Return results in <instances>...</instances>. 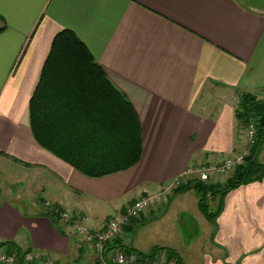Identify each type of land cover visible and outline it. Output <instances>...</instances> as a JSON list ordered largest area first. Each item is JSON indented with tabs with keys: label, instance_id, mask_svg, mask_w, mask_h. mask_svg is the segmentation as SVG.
<instances>
[{
	"label": "crops",
	"instance_id": "1",
	"mask_svg": "<svg viewBox=\"0 0 264 264\" xmlns=\"http://www.w3.org/2000/svg\"><path fill=\"white\" fill-rule=\"evenodd\" d=\"M2 26L0 163L24 169L18 181L25 196L22 205L0 199V241H15L25 252L46 251L57 264H92L99 257L93 246L46 212L57 207L102 229L128 204L167 190L168 203L131 219L106 245L105 258L130 246L139 253L128 234L156 220L152 230L168 233L169 221L178 230L181 242L169 249L181 264H264V177L224 199L209 196L211 211L221 207L214 221L202 212L194 188L172 195L176 178L197 179L187 169L250 147L236 107L241 92L264 96V0H0ZM63 29L86 43L137 112L141 158L126 169L116 170L123 151L120 137L107 128L113 122L90 107L91 118L80 123L99 128L81 148L61 135L52 139L56 153L33 134L31 100L45 85L43 68ZM48 87L37 110L58 113L43 123L69 124ZM258 160L264 163V145ZM97 172L107 173L92 175Z\"/></svg>",
	"mask_w": 264,
	"mask_h": 264
},
{
	"label": "trees",
	"instance_id": "2",
	"mask_svg": "<svg viewBox=\"0 0 264 264\" xmlns=\"http://www.w3.org/2000/svg\"><path fill=\"white\" fill-rule=\"evenodd\" d=\"M3 29L4 26L0 27V31ZM41 78V82L45 85L41 88L38 86L30 104L31 128L40 144L60 153L58 147L51 144L52 139L66 135L71 139L70 144L81 148L82 140H89V136L94 135L99 128L95 127L96 130H92L93 127H85L80 123L82 118H91L88 112L90 107L95 112L93 114H99L113 122L107 128L109 131L114 130L117 137H120L123 155L119 160L121 164L116 170L126 169L138 162L141 158L142 139L137 112L126 95L110 82L105 70L96 61L89 47L74 31L63 29L55 35ZM46 86H49L48 89L54 93L53 97L57 98L58 106H62L61 112L65 111V114H69L68 117H70L67 119L69 124L43 123L45 118L53 117L58 113L56 108L46 109L41 106L37 110L36 104L43 101L47 92L43 88ZM98 104L100 107L97 110ZM236 116L243 129H247L251 123L255 126L254 142L249 147L250 153L244 163L237 166L225 182L204 183L198 179H191L176 186L172 194L194 188L199 195L202 212L211 221L216 219L221 207L219 205L216 211H211L209 196L219 195L220 199H224L237 187L264 177V163L258 160L264 145V96L257 92H241ZM94 142L93 139L89 141L91 146ZM64 158L67 159L66 156ZM76 167L81 168V165L78 164ZM106 173L97 172L92 175ZM46 215L53 220L57 217L53 211L46 212ZM2 246L7 247L5 250L15 253L17 264H26L23 259L25 251L15 241H0V247ZM131 250H134L132 246L124 251L128 253ZM176 254L169 249L166 258L170 260L175 258L177 264H181ZM139 255L140 263L138 264H143L147 259H153L143 251H139Z\"/></svg>",
	"mask_w": 264,
	"mask_h": 264
},
{
	"label": "built area",
	"instance_id": "3",
	"mask_svg": "<svg viewBox=\"0 0 264 264\" xmlns=\"http://www.w3.org/2000/svg\"><path fill=\"white\" fill-rule=\"evenodd\" d=\"M255 126L253 123L247 128V135L250 145L254 142ZM250 148L236 152L227 157L220 163H207L205 165L187 169L186 175H193L204 183H210L218 177L229 175L237 166L244 163L245 158L249 155ZM182 183L181 177L174 180L173 186ZM169 201V193L163 190L148 196H143L135 200L132 204H128L122 212L114 215L102 229H94L89 227L83 221L75 219L72 215L60 208H53V212L60 217L63 224L68 225L72 231L83 235L84 240L91 244L98 252V261L92 264H138L140 263V255L136 251L125 252L120 251L110 258L104 257V249L106 245L118 238L124 232L125 226L133 218L140 217L144 212L151 208L163 206ZM47 205H50L48 202ZM24 262L26 264H57L50 254L41 250H29L24 253ZM0 264H17L15 253L8 252L0 247ZM143 264H176L172 259L153 258L147 259Z\"/></svg>",
	"mask_w": 264,
	"mask_h": 264
},
{
	"label": "rangeland",
	"instance_id": "4",
	"mask_svg": "<svg viewBox=\"0 0 264 264\" xmlns=\"http://www.w3.org/2000/svg\"><path fill=\"white\" fill-rule=\"evenodd\" d=\"M257 1L260 0H253V3L255 4ZM8 163L9 164L0 163V179L3 180L0 184V199L15 200L17 204L22 205L23 202L19 201V199L23 198L25 194L19 191L22 188L20 187L22 184H19L18 177H24V169L20 168V166L14 163ZM27 177L35 181L33 173L27 174ZM11 191L14 192L15 195L11 194ZM17 191H19L18 197L16 196L18 195ZM29 203L30 201H28V207L32 208L31 204ZM211 208L212 210H215V205L211 204ZM155 221L156 220L149 221L146 226H143L138 230L136 229V231L128 234V239L130 245H134L139 250L144 251L147 255H149V257L164 258L163 256L167 255L170 246L172 247L173 244H180V234L178 233V230L174 229L170 221L167 224L169 231L168 233L161 232L157 229L152 230L156 225ZM131 242H133V244ZM2 248L5 249L7 247L2 246ZM71 262L74 264L76 263V261L73 260H71Z\"/></svg>",
	"mask_w": 264,
	"mask_h": 264
}]
</instances>
